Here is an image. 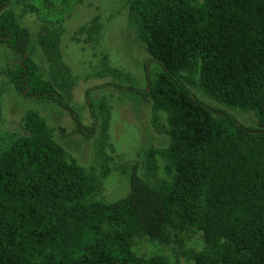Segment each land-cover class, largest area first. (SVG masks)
<instances>
[{"label": "trees", "instance_id": "obj_1", "mask_svg": "<svg viewBox=\"0 0 264 264\" xmlns=\"http://www.w3.org/2000/svg\"><path fill=\"white\" fill-rule=\"evenodd\" d=\"M127 1L149 54L140 93L152 103L154 124L157 110L167 114L168 144L147 150L145 169L153 174L159 155L170 178L150 185L134 166L124 196L87 202L94 177L68 161L46 122L27 112L23 134L0 143V264H171L161 255L137 256L131 238L168 243L186 231H201L204 240L199 251H180L193 264H264V0ZM0 43L18 59L4 69L13 87L57 104L77 132L93 136L95 124L81 123L30 56L31 34L12 0H0ZM41 43L62 68L55 38ZM150 62L160 68L153 78ZM195 72L211 98L253 111L261 126H245L198 98L184 76Z\"/></svg>", "mask_w": 264, "mask_h": 264}, {"label": "rangeland", "instance_id": "obj_2", "mask_svg": "<svg viewBox=\"0 0 264 264\" xmlns=\"http://www.w3.org/2000/svg\"><path fill=\"white\" fill-rule=\"evenodd\" d=\"M12 7L19 24L30 31V56L64 94L85 126L90 127L95 118L96 131L93 136H84L58 105L19 93L4 74L6 66H14L18 59L0 44V143L23 134L25 115L36 112L46 122L51 137L64 149L67 160L94 177L97 187L87 202H112L124 196L134 166L150 185L170 178L159 155L155 172L149 174L145 169L147 150L162 151L167 146L168 124L166 112L160 109L156 111L158 123H153L152 103L139 93L146 86L143 65L149 54L129 21V2L12 0ZM49 35L51 40L55 38L62 68L53 67L44 52L41 41ZM150 70L153 78L160 68L150 62ZM184 76L190 79V90L205 103L229 112L245 126H261L253 111L230 108L205 93L196 83L197 72ZM177 239H183V247ZM203 246L201 231L173 233L168 243L146 236L131 238V249L137 256L161 255L171 264H193L180 251H199Z\"/></svg>", "mask_w": 264, "mask_h": 264}, {"label": "flooded vegetation", "instance_id": "obj_3", "mask_svg": "<svg viewBox=\"0 0 264 264\" xmlns=\"http://www.w3.org/2000/svg\"><path fill=\"white\" fill-rule=\"evenodd\" d=\"M16 15V14H15ZM17 18V17H16ZM128 18H129V15H128ZM131 23V22H130ZM22 26V25H21ZM28 29V28H27ZM29 30V29H28ZM139 40V39H138ZM140 41V40H139ZM141 42V41H140ZM142 43V42H141ZM0 44H2V43H0ZM143 44V43H142ZM2 45H4V44H2ZM4 46H6V45H4ZM7 47V46H6ZM8 48V47H7ZM9 49V48H8ZM10 50V49H9ZM11 51V50H10ZM11 53H12V51H11ZM13 54V53H12ZM13 56H14V54H13ZM15 57V56H14ZM5 74V73H4ZM145 75V74H144ZM6 76V75H5ZM7 77V76H6ZM10 81V80H9ZM12 84V83H11ZM107 84V83H106ZM105 84V85H106ZM112 84V83H111ZM114 85H117V84H114ZM13 86V85H12ZM106 86H110V85H106ZM119 86H121V85H119ZM114 87V86H113ZM122 88L121 89H127V90H131V88H129V87H127V88H125V87H123V86H121ZM116 88V87H115ZM120 89V88H119ZM141 91V90H140ZM140 91H139V93H140ZM141 94V93H140ZM142 95V94H141ZM143 96V95H142ZM66 98V97H65ZM90 101V100H89ZM87 102V101H86ZM69 103V102H68ZM91 103V102H90ZM55 104V103H54ZM88 104V103H87ZM57 105V104H56ZM70 105V104H69ZM60 107V106H59ZM61 108V107H60ZM72 108V107H71ZM89 108V107H88ZM64 110V109H63ZM90 110V109H89ZM65 111V110H64ZM75 112V111H74ZM76 113V112H75ZM91 113V112H90ZM77 114V113H76ZM92 115V114H91ZM70 116V115H69ZM78 116V115H77ZM93 117H94V115H92ZM79 117V116H78ZM72 119V118H71ZM80 119V118H79ZM94 119V121H93V123L95 124L96 123V120H95V118H93ZM73 121V120H72ZM81 121V120H80ZM74 123V122H73ZM82 123V122H81ZM83 124V123H82ZM75 125V124H74ZM84 125V124H83ZM93 125V124H92ZM91 125V126H92ZM85 126V125H84ZM90 126V127H91ZM96 126V125H95ZM95 131H96V127H95ZM79 133V132H78ZM81 134V133H80ZM94 134H95V132H94ZM93 134V135H94ZM83 135V134H82ZM85 136V135H84ZM88 137V136H87Z\"/></svg>", "mask_w": 264, "mask_h": 264}]
</instances>
